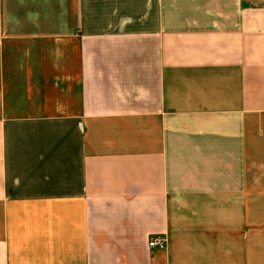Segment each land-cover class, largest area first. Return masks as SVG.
<instances>
[{"label":"crops","instance_id":"1","mask_svg":"<svg viewBox=\"0 0 264 264\" xmlns=\"http://www.w3.org/2000/svg\"><path fill=\"white\" fill-rule=\"evenodd\" d=\"M13 4L0 264H264V0Z\"/></svg>","mask_w":264,"mask_h":264},{"label":"built area","instance_id":"2","mask_svg":"<svg viewBox=\"0 0 264 264\" xmlns=\"http://www.w3.org/2000/svg\"><path fill=\"white\" fill-rule=\"evenodd\" d=\"M151 247H157V248H161L164 249L167 246V241L165 238H152V240L150 241L149 244Z\"/></svg>","mask_w":264,"mask_h":264},{"label":"rangeland","instance_id":"3","mask_svg":"<svg viewBox=\"0 0 264 264\" xmlns=\"http://www.w3.org/2000/svg\"><path fill=\"white\" fill-rule=\"evenodd\" d=\"M11 1H13V6H14V8H16V5L18 4V3H20V0H11ZM21 12H24V13H26V11L25 10H21V11H19V12H16L18 15H21L20 17H25L26 16V14H24V13H21ZM16 16H14V18H15Z\"/></svg>","mask_w":264,"mask_h":264}]
</instances>
